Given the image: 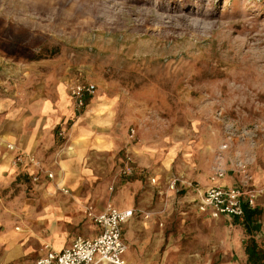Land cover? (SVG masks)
I'll use <instances>...</instances> for the list:
<instances>
[{"label":"rangeland","instance_id":"1","mask_svg":"<svg viewBox=\"0 0 264 264\" xmlns=\"http://www.w3.org/2000/svg\"><path fill=\"white\" fill-rule=\"evenodd\" d=\"M166 1L0 0V45L8 32L20 34L45 54L27 60L0 46V99L22 102L40 76L66 77L68 87L78 76L96 85L94 96L110 89L138 108L124 144L133 167L141 136L170 137L206 144L209 176L215 166L233 174L231 164L243 159L254 177L257 164L264 170V0ZM68 129L56 130L59 144ZM209 230L229 242L247 236L230 220Z\"/></svg>","mask_w":264,"mask_h":264},{"label":"crops","instance_id":"2","mask_svg":"<svg viewBox=\"0 0 264 264\" xmlns=\"http://www.w3.org/2000/svg\"><path fill=\"white\" fill-rule=\"evenodd\" d=\"M75 78L79 77L71 80ZM68 82L63 76H40L29 82L22 102L0 99V264H33L48 249L62 250L78 236L98 235L100 227L84 211L87 205L95 213H102L109 204L118 210H135L121 225L127 264H247L249 238L264 251L261 164L251 183L260 190L255 210L261 213L258 229L249 235L243 221L198 212L195 188L209 185V148L202 142L141 136L131 147L133 174L116 178L124 161L128 121L139 110L114 98L112 90L99 89L97 95L87 97L77 115ZM58 128H69L64 145L56 137ZM8 144L39 160L54 177L41 176L33 182L30 177L38 169L15 166L16 151ZM174 177L193 187L178 182L176 189H169ZM220 183L235 184V176L229 172ZM143 211L153 214L145 218ZM229 220L243 227L245 239L238 232L229 242L224 233L209 230Z\"/></svg>","mask_w":264,"mask_h":264},{"label":"built area","instance_id":"3","mask_svg":"<svg viewBox=\"0 0 264 264\" xmlns=\"http://www.w3.org/2000/svg\"><path fill=\"white\" fill-rule=\"evenodd\" d=\"M69 94L73 107L81 110L86 105L87 97L94 96L96 85L92 82L82 81L80 78L71 80L69 84ZM135 130L131 129L129 141L134 140ZM59 135H65L62 129ZM226 144L221 148L225 149ZM7 147L16 151L13 158V164L19 166L28 164L36 167L38 172L31 175L33 182H38L41 176L52 179L54 174L47 168H43L39 160L33 156L25 155L12 144ZM230 171L237 177L236 183L232 185L221 184L227 177V170L222 166H215L209 176V185L203 188H195L194 202L198 212L207 214L211 218H219L228 215L243 221L245 208L255 209L256 199L260 192L259 189L251 186L253 177L249 174V166L243 159H238L231 164ZM134 168L131 156L128 154L124 158L120 168V174L132 175ZM152 183L155 180L150 179ZM178 182H184L179 177L170 180L168 188L176 189ZM189 187L193 185L186 183ZM63 193L68 190L61 187ZM86 216L100 227L98 235L86 238L78 236L69 247L62 250L48 249L46 253L38 258L33 264H127L124 259V253L127 250V244L122 239L121 225L130 219L135 213L134 209L118 210L109 204L102 213H95L90 205L85 209ZM145 218L153 214L151 211L141 212ZM48 246V245H46Z\"/></svg>","mask_w":264,"mask_h":264},{"label":"trees","instance_id":"4","mask_svg":"<svg viewBox=\"0 0 264 264\" xmlns=\"http://www.w3.org/2000/svg\"><path fill=\"white\" fill-rule=\"evenodd\" d=\"M169 4V0L166 4ZM176 7L178 6V1L175 0ZM184 2H182L183 4ZM180 5V4H179ZM185 7V6H184ZM7 40L1 42L0 45L2 49L9 56H22L27 60H39L45 57V54L37 53L35 49L24 45L23 38L20 34H6ZM49 51L48 49L45 52ZM56 49L50 51L51 54L55 53ZM260 210L247 209L245 208V215L243 219V226L247 234L251 235L253 230L258 229V218L260 216ZM245 253L247 255V264H262L264 262V251L258 249V245L253 238H249L245 245Z\"/></svg>","mask_w":264,"mask_h":264}]
</instances>
